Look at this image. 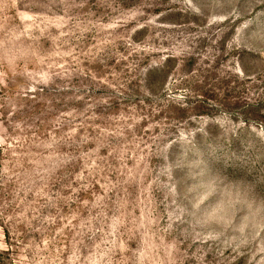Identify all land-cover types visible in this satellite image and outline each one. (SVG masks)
I'll return each instance as SVG.
<instances>
[{
    "label": "rangeland",
    "instance_id": "1",
    "mask_svg": "<svg viewBox=\"0 0 264 264\" xmlns=\"http://www.w3.org/2000/svg\"><path fill=\"white\" fill-rule=\"evenodd\" d=\"M0 264H264V0H0Z\"/></svg>",
    "mask_w": 264,
    "mask_h": 264
}]
</instances>
